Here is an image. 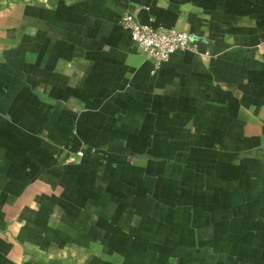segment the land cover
<instances>
[{
    "label": "crops",
    "instance_id": "obj_1",
    "mask_svg": "<svg viewBox=\"0 0 264 264\" xmlns=\"http://www.w3.org/2000/svg\"><path fill=\"white\" fill-rule=\"evenodd\" d=\"M263 177L264 0H0V264H264Z\"/></svg>",
    "mask_w": 264,
    "mask_h": 264
},
{
    "label": "built area",
    "instance_id": "obj_2",
    "mask_svg": "<svg viewBox=\"0 0 264 264\" xmlns=\"http://www.w3.org/2000/svg\"><path fill=\"white\" fill-rule=\"evenodd\" d=\"M119 22L129 32L136 47L151 61L153 69L174 51L195 49L194 41L189 32L173 27L155 26L151 23L140 22L127 9L122 11Z\"/></svg>",
    "mask_w": 264,
    "mask_h": 264
},
{
    "label": "rangeland",
    "instance_id": "obj_3",
    "mask_svg": "<svg viewBox=\"0 0 264 264\" xmlns=\"http://www.w3.org/2000/svg\"><path fill=\"white\" fill-rule=\"evenodd\" d=\"M263 179V181H264V177L262 178ZM264 240V239H263Z\"/></svg>",
    "mask_w": 264,
    "mask_h": 264
},
{
    "label": "water",
    "instance_id": "obj_4",
    "mask_svg": "<svg viewBox=\"0 0 264 264\" xmlns=\"http://www.w3.org/2000/svg\"><path fill=\"white\" fill-rule=\"evenodd\" d=\"M192 38V37H191ZM193 39V38H192Z\"/></svg>",
    "mask_w": 264,
    "mask_h": 264
}]
</instances>
